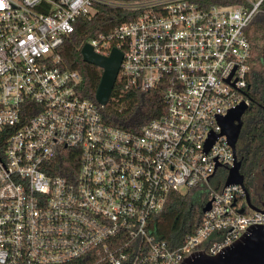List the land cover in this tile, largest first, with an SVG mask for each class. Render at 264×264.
<instances>
[{"label":"built area","instance_id":"obj_1","mask_svg":"<svg viewBox=\"0 0 264 264\" xmlns=\"http://www.w3.org/2000/svg\"><path fill=\"white\" fill-rule=\"evenodd\" d=\"M226 1L0 0V264H183L264 226L241 185L215 181L236 161L220 119L251 103L247 29L264 2ZM102 7L131 18L86 44L123 53L126 90L163 98L138 132L108 124L61 65L77 23ZM70 159L78 168H61ZM197 188L193 233L158 238L172 194Z\"/></svg>","mask_w":264,"mask_h":264},{"label":"trees","instance_id":"obj_2","mask_svg":"<svg viewBox=\"0 0 264 264\" xmlns=\"http://www.w3.org/2000/svg\"><path fill=\"white\" fill-rule=\"evenodd\" d=\"M130 18L123 12L102 7L91 21L81 18L76 25V31L61 47V65L69 71L80 73L82 81L79 90L84 98L96 102V93L103 70L84 62L81 53L83 46L99 33L113 30L121 22ZM247 35L252 49L250 61L252 69L249 76L248 93L251 103L264 108V2L248 27ZM164 110L161 94L126 90L123 83L118 80L109 103L102 113L106 122L113 127L138 132L152 119L161 115ZM258 121L256 125L254 123L250 133L264 144L262 138L264 124L260 122V116H258ZM61 168L76 170L78 168L77 159L62 163ZM204 203L205 195L199 188L192 189L185 194H172L163 212L155 217L154 233L158 238L165 239L172 244L176 240H183L198 226Z\"/></svg>","mask_w":264,"mask_h":264},{"label":"water","instance_id":"obj_3","mask_svg":"<svg viewBox=\"0 0 264 264\" xmlns=\"http://www.w3.org/2000/svg\"><path fill=\"white\" fill-rule=\"evenodd\" d=\"M81 53L84 62L103 70L102 79L96 93V101L102 106H107L118 79L123 53L115 48L109 57H103L96 54L89 44L83 46ZM247 109L248 105L243 103L231 110L226 117L220 119L221 135L227 137L236 158L234 167L228 169L226 186L241 185L246 194V206L252 211L264 214V201L259 205H255L251 201L250 193L246 189L244 176L241 172L242 162L238 159L237 154V142L243 126L242 116ZM215 140L216 137L209 140V148ZM246 206L240 210L241 214L246 212ZM209 209L210 203L203 211L206 212ZM183 264H264V226L250 228L240 240L216 256L199 253L187 258Z\"/></svg>","mask_w":264,"mask_h":264},{"label":"flooded vegetation","instance_id":"obj_4","mask_svg":"<svg viewBox=\"0 0 264 264\" xmlns=\"http://www.w3.org/2000/svg\"><path fill=\"white\" fill-rule=\"evenodd\" d=\"M264 124V108L250 103L242 116L243 126L237 142L238 158L242 162L241 172L251 201L259 205L264 201V144L250 133L254 123ZM264 139V134H262Z\"/></svg>","mask_w":264,"mask_h":264},{"label":"rangeland","instance_id":"obj_5","mask_svg":"<svg viewBox=\"0 0 264 264\" xmlns=\"http://www.w3.org/2000/svg\"><path fill=\"white\" fill-rule=\"evenodd\" d=\"M226 177H227V172L220 170V171L218 172V175H217L215 181H217V180H221L222 182H224L225 179H226ZM215 181H214V182H215Z\"/></svg>","mask_w":264,"mask_h":264},{"label":"snow or ice","instance_id":"obj_6","mask_svg":"<svg viewBox=\"0 0 264 264\" xmlns=\"http://www.w3.org/2000/svg\"><path fill=\"white\" fill-rule=\"evenodd\" d=\"M4 7L3 3H0V8Z\"/></svg>","mask_w":264,"mask_h":264}]
</instances>
